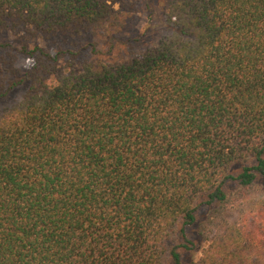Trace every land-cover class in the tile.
Instances as JSON below:
<instances>
[{
  "label": "trees",
  "instance_id": "trees-1",
  "mask_svg": "<svg viewBox=\"0 0 264 264\" xmlns=\"http://www.w3.org/2000/svg\"><path fill=\"white\" fill-rule=\"evenodd\" d=\"M122 1L0 0V32L80 35ZM165 11L155 47L81 72L0 45V98L26 88L0 111V264H264V0Z\"/></svg>",
  "mask_w": 264,
  "mask_h": 264
},
{
  "label": "rangeland",
  "instance_id": "rangeland-1",
  "mask_svg": "<svg viewBox=\"0 0 264 264\" xmlns=\"http://www.w3.org/2000/svg\"><path fill=\"white\" fill-rule=\"evenodd\" d=\"M165 0H123L114 5L112 16L104 23L92 26L83 34L48 35L44 32L28 33L17 27L0 32V45L9 44L18 57L15 66L30 69L34 62L26 55H19L24 47L33 50L40 47L53 56L64 52V57L73 60L76 72H81L85 63L97 65L129 62L134 57L157 45L166 32ZM62 63V62H60ZM26 88L21 86L0 98V111L19 101ZM199 248L185 253V261H198L203 245L195 238Z\"/></svg>",
  "mask_w": 264,
  "mask_h": 264
}]
</instances>
